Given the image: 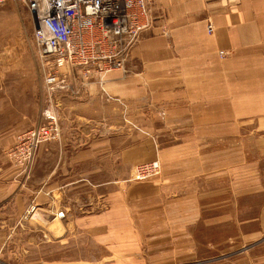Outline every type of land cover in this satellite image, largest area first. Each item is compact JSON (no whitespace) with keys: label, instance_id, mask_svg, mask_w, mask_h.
<instances>
[{"label":"crops","instance_id":"0c3cea01","mask_svg":"<svg viewBox=\"0 0 264 264\" xmlns=\"http://www.w3.org/2000/svg\"><path fill=\"white\" fill-rule=\"evenodd\" d=\"M23 5L0 6V101L27 53L7 19L33 20ZM151 16L102 90L94 77L43 103L38 125L53 115L60 133L27 175L12 164L0 177V264L254 262L264 245V0H157ZM156 159L159 177L131 180Z\"/></svg>","mask_w":264,"mask_h":264},{"label":"built area","instance_id":"2783aa9c","mask_svg":"<svg viewBox=\"0 0 264 264\" xmlns=\"http://www.w3.org/2000/svg\"><path fill=\"white\" fill-rule=\"evenodd\" d=\"M157 0H0V6L21 2L31 12L33 38L44 64V81L52 95H77V84L87 86L91 78L125 70L138 37L151 28V5ZM208 32H213L208 26ZM223 54V52H221ZM21 132L8 157L23 169L31 163L41 144L59 136L57 118ZM136 180L152 179L161 173L159 162L141 164ZM158 173V174H157ZM59 211V218L65 217Z\"/></svg>","mask_w":264,"mask_h":264},{"label":"rangeland","instance_id":"374dc122","mask_svg":"<svg viewBox=\"0 0 264 264\" xmlns=\"http://www.w3.org/2000/svg\"><path fill=\"white\" fill-rule=\"evenodd\" d=\"M19 9L23 10V8H19ZM15 13L16 14L10 13L7 16V19L9 20L11 27H14L15 29H18V27L21 25L20 27L22 29L23 36H25L26 38L27 53L25 54L23 60L21 59L19 62H17L18 66L16 67L15 71L9 73L10 85L8 86V94H6V98L4 99V101H0V177L1 175H3L5 169L13 166L12 164L20 167V165L14 163L8 157V150L15 143L18 135L24 131L23 129L18 127L19 126L18 123H21L23 119L22 118L23 113L31 120L30 128L38 126V124H41L40 123L41 116L43 115V103L45 104L47 102V104H49L50 100H52L51 98L54 97L53 95L58 93L57 92L53 95L51 92L48 93L49 90L44 81V74H45L44 64L42 62V59L40 58L38 46L36 45L33 38V32L35 28V23L33 21L34 19L32 20L31 18L29 21V19L26 16L22 15L21 17L20 15L17 14V12ZM27 13L29 15L28 11ZM106 76L107 74L104 75L103 77L97 78L98 79L97 85L98 87H100V89H101L100 83L103 82ZM81 88H83V86L77 84L76 89L79 90V93L77 95L82 93L83 90H81ZM45 92H47L46 99L44 96ZM50 95L52 97H50ZM77 95H73V96H77ZM108 98L115 100L116 102L118 101L120 102V100H118L117 98H113V97L111 98L110 96H108ZM120 103L124 108L125 107L127 108V106L129 108V105L127 103L125 104V102L123 101ZM40 113L42 115H40ZM123 121L129 127L136 129L139 128L135 123V121L132 118L129 119L128 116H125ZM13 126H16L14 130L15 132L13 131L14 133L13 132H11L12 134L4 133L8 129L13 130L14 129ZM262 135L264 136V133ZM13 137H14V142L11 145L10 143H8V139H12ZM259 137L262 136L259 135ZM260 155L261 154H258L257 152V154H255L253 158L258 160V156ZM259 159L261 158L259 157ZM154 161L159 162V164L161 165L158 159L149 162H154ZM140 165L134 167L133 169L134 172L136 171L137 167H140ZM27 170L28 169L24 168L22 171L23 173L21 174L27 175L30 172V171L27 172ZM134 172L131 176V180H136L134 179L136 176ZM160 174L155 175L153 177L154 178L159 177ZM146 180H150V179H146ZM136 181H140V180H136ZM19 187H21V185H19ZM251 253L252 254L250 255L251 256L254 255L255 258L254 262L251 264H264V245L257 248L255 251ZM230 257L231 256L226 257L225 259L227 260H220L222 262L219 261L218 264H238V263L242 264V262H244L242 259L239 260L236 257H232V258ZM197 264H206V263H197Z\"/></svg>","mask_w":264,"mask_h":264}]
</instances>
